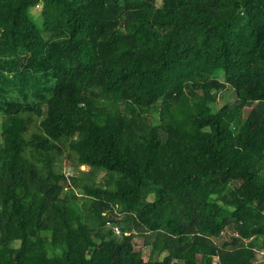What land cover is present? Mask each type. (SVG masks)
<instances>
[{
	"label": "trees",
	"instance_id": "trees-1",
	"mask_svg": "<svg viewBox=\"0 0 264 264\" xmlns=\"http://www.w3.org/2000/svg\"><path fill=\"white\" fill-rule=\"evenodd\" d=\"M261 248L264 0H0V264Z\"/></svg>",
	"mask_w": 264,
	"mask_h": 264
},
{
	"label": "rangeland",
	"instance_id": "rangeland-1",
	"mask_svg": "<svg viewBox=\"0 0 264 264\" xmlns=\"http://www.w3.org/2000/svg\"><path fill=\"white\" fill-rule=\"evenodd\" d=\"M155 4H156V6H158V7L162 6V0H155ZM30 13H31L34 17H38L39 14H40V5L37 6V7H35V8H33V9H31V12H30ZM233 98H234V96H233V94H231V93H225V94H224V99H225V102H226V103H231L232 100H233ZM222 102H224V101L218 100V101H217L216 108H219V107L222 105ZM225 102H224V103H225ZM68 170H69V169L67 168L66 163H64V164H63V170H62V171L64 172V174H68V173H67ZM135 250H139V251L141 252V254H142L144 260L147 259V251H146L145 248H143V247L141 246V243H140V241H139L138 239L135 240ZM214 261H215V259H214Z\"/></svg>",
	"mask_w": 264,
	"mask_h": 264
},
{
	"label": "built area",
	"instance_id": "built-area-1",
	"mask_svg": "<svg viewBox=\"0 0 264 264\" xmlns=\"http://www.w3.org/2000/svg\"><path fill=\"white\" fill-rule=\"evenodd\" d=\"M114 233L119 235V229L114 228ZM254 264H264V248L254 250Z\"/></svg>",
	"mask_w": 264,
	"mask_h": 264
}]
</instances>
